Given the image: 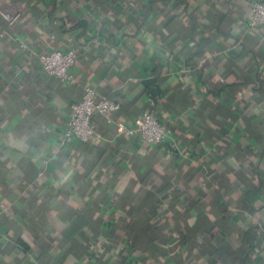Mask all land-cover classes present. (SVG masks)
Returning <instances> with one entry per match:
<instances>
[{"label": "crops", "instance_id": "0c3cea01", "mask_svg": "<svg viewBox=\"0 0 264 264\" xmlns=\"http://www.w3.org/2000/svg\"><path fill=\"white\" fill-rule=\"evenodd\" d=\"M260 1L10 0L0 264H264V26H248ZM73 50L72 85L30 55ZM88 88L120 109L112 124L94 115L102 140L64 141ZM144 113L166 145L120 133Z\"/></svg>", "mask_w": 264, "mask_h": 264}, {"label": "built area", "instance_id": "2783aa9c", "mask_svg": "<svg viewBox=\"0 0 264 264\" xmlns=\"http://www.w3.org/2000/svg\"><path fill=\"white\" fill-rule=\"evenodd\" d=\"M0 15L9 24L18 22L21 15L11 10L10 0H3L0 4ZM248 26L250 29L264 26V0L255 2L248 16ZM1 37L4 33L0 34ZM28 49L24 44L21 46ZM30 55L36 56L42 70L49 76L56 78L60 82L72 85L76 79L72 72L78 52L77 51H53L47 54H38L30 51ZM120 109V104L108 99H99L96 92L88 88L81 101L72 107V112L68 117L64 130V141L76 140L81 143L102 140V135L93 126V117L100 114L107 124L113 123V115ZM120 133L128 136L137 135L142 144L146 146H164L171 137V132L152 113H144L141 121L133 128H122Z\"/></svg>", "mask_w": 264, "mask_h": 264}, {"label": "clouds", "instance_id": "9594fccd", "mask_svg": "<svg viewBox=\"0 0 264 264\" xmlns=\"http://www.w3.org/2000/svg\"><path fill=\"white\" fill-rule=\"evenodd\" d=\"M217 79H219V77H217ZM156 168H157V171H158V172H160L161 174H163L164 169H163L160 165H156ZM70 174H71V173H69V175H70ZM65 178H67V177H65ZM232 179L235 181L236 178L233 176ZM117 190L119 191L120 189H117ZM73 203L75 204L76 202L73 201ZM190 223H191V221H190Z\"/></svg>", "mask_w": 264, "mask_h": 264}]
</instances>
